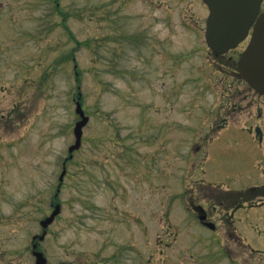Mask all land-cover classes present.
<instances>
[{
  "label": "rangeland",
  "instance_id": "obj_1",
  "mask_svg": "<svg viewBox=\"0 0 264 264\" xmlns=\"http://www.w3.org/2000/svg\"><path fill=\"white\" fill-rule=\"evenodd\" d=\"M208 14L202 0H0V264H35L58 202L47 264H264V204L235 212L232 194L264 185V97L235 70L245 43L209 49ZM80 91L90 122L55 196Z\"/></svg>",
  "mask_w": 264,
  "mask_h": 264
},
{
  "label": "water",
  "instance_id": "obj_2",
  "mask_svg": "<svg viewBox=\"0 0 264 264\" xmlns=\"http://www.w3.org/2000/svg\"><path fill=\"white\" fill-rule=\"evenodd\" d=\"M210 8L207 19L206 40L210 48L224 54L231 48L237 47L244 41L251 28L254 26L250 43L242 52L237 63V68L242 77L258 92L264 94V13L257 18L262 0H204ZM77 112L82 116L74 128L76 141L70 146V152L80 148L83 137V127L88 123L89 116L85 114L81 103L77 102ZM73 156V155H71ZM66 173L64 168L60 180ZM61 211L57 204L55 210L42 225L47 227ZM205 218V216H201ZM209 225L213 226L211 223ZM46 231L40 236L44 239ZM36 264H46L47 258L41 251L35 252Z\"/></svg>",
  "mask_w": 264,
  "mask_h": 264
},
{
  "label": "flooded vegetation",
  "instance_id": "obj_3",
  "mask_svg": "<svg viewBox=\"0 0 264 264\" xmlns=\"http://www.w3.org/2000/svg\"><path fill=\"white\" fill-rule=\"evenodd\" d=\"M263 11H264V0L262 1V6H261V10H260V12H259V15H260ZM247 44H248V41H247ZM255 132H256L258 138L262 141V140H263V135H264L263 130H262L259 126H257ZM206 213L208 214V217H210L209 212L206 211Z\"/></svg>",
  "mask_w": 264,
  "mask_h": 264
},
{
  "label": "trees",
  "instance_id": "obj_4",
  "mask_svg": "<svg viewBox=\"0 0 264 264\" xmlns=\"http://www.w3.org/2000/svg\"><path fill=\"white\" fill-rule=\"evenodd\" d=\"M253 190V189H252ZM259 190H263V189H259Z\"/></svg>",
  "mask_w": 264,
  "mask_h": 264
}]
</instances>
